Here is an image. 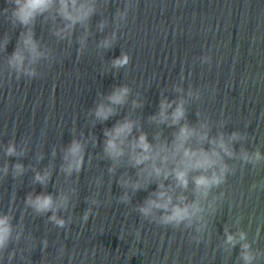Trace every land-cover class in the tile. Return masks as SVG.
<instances>
[{
  "label": "water",
  "instance_id": "1",
  "mask_svg": "<svg viewBox=\"0 0 264 264\" xmlns=\"http://www.w3.org/2000/svg\"><path fill=\"white\" fill-rule=\"evenodd\" d=\"M189 79L264 147V0H77Z\"/></svg>",
  "mask_w": 264,
  "mask_h": 264
},
{
  "label": "clouds",
  "instance_id": "2",
  "mask_svg": "<svg viewBox=\"0 0 264 264\" xmlns=\"http://www.w3.org/2000/svg\"><path fill=\"white\" fill-rule=\"evenodd\" d=\"M16 4H17V11L15 12V15L17 16V18L20 20V22L22 24H28L35 16L36 13L38 12H42L44 10H46L48 8V6L51 3V0H23V2H21V0H15ZM74 2V0H73ZM63 3V0H62ZM82 8L84 6H81ZM89 11H91V9H89ZM88 13H85V16ZM24 44L26 45V47H28L29 51L32 52L33 56L38 55V53L36 52V45L32 40L31 36H28L25 40H24ZM23 55L19 52H16L13 54V58H12V63H15L16 65H21L23 62ZM128 62V58L127 56H123L122 59H117L116 61H114V63L116 65L122 66L124 64H126ZM31 74V73H30ZM127 93V89L123 88V89H119L116 92H114L109 99L112 101V103L118 104V103H122L125 94ZM166 107H168V105L162 101L161 102V116H164V110L166 109ZM112 109L111 108H105L103 105H101L97 112L96 115L97 117L101 118V119H107L108 115L111 113ZM184 115L183 109L182 107H178L176 109V112L174 113V122L179 120L180 118H182ZM132 129V125L131 123L125 122L121 125H119L118 127H116L115 129L112 130L111 133L106 132L105 135L106 136H110L111 138L107 140L106 142V151L109 152L111 155L114 156H118L120 155V151L118 148V145L116 144V139L118 137L121 136H126L128 133L131 132ZM191 131L187 128H181L180 130V134H179V139L181 141L185 140L189 135H191ZM219 146L221 148H223L226 152L227 149L225 148V145L223 143V140L220 141ZM138 147L142 148L145 152H147L149 150V145L147 143L146 137L145 136H141L139 138V142H138ZM80 150V146L73 142L71 148H70V152L73 155H77L79 153ZM8 153L12 154L13 153V148H9L8 149ZM148 157L147 156H140L136 158V164H140L142 163L144 160H147ZM82 160H77L76 162V167L77 170L79 169V166L81 164ZM203 164H210L211 161L208 159H205L203 162ZM178 179L181 181V183H185L184 180V173L183 172H179L177 173ZM36 179L38 181H40L41 183L44 182V177H41L39 175H37ZM219 178L217 177H213L211 181H209L206 178H200L197 180V186H207L210 183H219ZM160 196H163L164 193H159ZM28 203L34 207L36 209V211L38 212H44V211H48L52 208V204H53V200L52 197L49 195H45V196H36L35 199L33 200L31 197L28 200ZM149 205H153L155 204L154 201H149L148 202ZM156 207H167L166 205H159V204H155ZM140 211L142 213H144L145 215L148 214V212L150 211V208H141ZM193 211H195V209H193ZM189 211L188 208L185 207L183 209L176 207L172 210V214L167 216L165 218V222H176L179 223L182 220H184L185 218H187L189 216ZM53 220H55V216L52 217ZM59 225L63 226V221L62 220H57L56 221ZM10 235V228L7 224V217L0 219V248H3L5 246L6 241L8 240ZM243 234H241V239H243ZM229 241L231 242L233 240V238L231 236L228 237ZM245 248H247L248 246L245 245ZM243 255V259L245 260L246 264H250L251 260L253 259V257L249 254L242 253Z\"/></svg>",
  "mask_w": 264,
  "mask_h": 264
}]
</instances>
